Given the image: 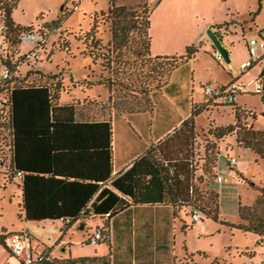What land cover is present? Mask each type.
<instances>
[{
	"label": "trees",
	"instance_id": "16d2710c",
	"mask_svg": "<svg viewBox=\"0 0 264 264\" xmlns=\"http://www.w3.org/2000/svg\"><path fill=\"white\" fill-rule=\"evenodd\" d=\"M18 2L19 0H0V62L3 67L0 76V172L4 175L6 183H17L22 196L21 210L24 219L44 222L58 220L67 226L77 221H87L94 215L112 216L128 205L122 195L129 196L134 203L171 202L176 205L182 193L184 198L179 205L189 207L191 216L197 209L202 215L200 221L206 216L224 222L220 219L219 193L214 190V180L211 179L218 177L213 171L219 157L217 144L227 136L235 134L238 145L251 148L264 160V130H253L239 124L240 108L234 100H230V96L235 95L234 91L229 90V86H222L223 91L218 95L204 94L202 107L199 104L196 108V105L192 116L205 110L204 106L210 100L223 101V105L232 104L235 123L214 126L210 122L208 128H203L201 133H197L194 119L190 117L184 120L172 135L171 139L175 140H172V145H167L168 141L163 142L165 147H176V152L171 149L162 150L161 143L157 145L158 149L155 147L156 149L153 148L137 158L125 172L113 176L112 120H77L75 105L61 103V96L68 89L61 80L53 82L57 74H48L44 81L43 72L38 71L40 76L30 80L29 72L23 76L19 71L20 60L22 62V59H29L31 52L30 49L23 53L19 56L21 59L15 56L19 51L15 45L23 44L21 33L25 30L35 32L39 37V46L42 47L50 33L51 25H55L53 29L59 28L63 21L56 19L44 25L20 26L14 22L12 15ZM152 10L153 7L148 4L134 14L124 6L117 5L115 0H110L107 13L110 30L108 42L111 45L109 52L120 56L132 50L139 59L149 63L154 74L146 77L153 78L155 86L160 88L172 69L193 58L199 51V46L190 44L185 52L179 55L151 56ZM229 24L235 25L237 21L223 22L217 25V29L227 31ZM94 26L89 31L91 40L86 44L98 43L95 40ZM12 50H16L14 54ZM104 55H100L101 59H104ZM108 59L106 58L109 63ZM100 69L109 72L104 67ZM5 72L7 76H4ZM72 77L69 82H73ZM108 83L111 91L109 80ZM150 85L142 87L145 95ZM262 87V91L258 93L263 92L264 84ZM119 113L115 112V117ZM196 137L200 139L197 146H194ZM196 147L199 151L195 153ZM170 164H173L172 170ZM180 164L191 167V170L182 172L184 175L189 172L192 175L200 164L201 176L198 179L202 186L194 184L191 179L189 181L188 176H181L183 179L180 180ZM237 175L239 179L247 182V178L241 173ZM184 180H187V184ZM255 189L260 194L255 199L252 211L256 207L264 208V185ZM244 206L239 205V212L248 222L228 224L264 237V218L253 214L245 216ZM94 231L101 233V239L96 243L89 240L85 243L98 245L108 240L109 234L104 226H97ZM7 235L5 231L0 232V246L5 248ZM8 251L12 254L9 249ZM201 255L205 254L201 251L186 252L182 261L174 264H201L197 258ZM44 264L120 263H111L109 256H69L53 257Z\"/></svg>",
	"mask_w": 264,
	"mask_h": 264
},
{
	"label": "rangeland",
	"instance_id": "374dc122",
	"mask_svg": "<svg viewBox=\"0 0 264 264\" xmlns=\"http://www.w3.org/2000/svg\"><path fill=\"white\" fill-rule=\"evenodd\" d=\"M155 1L115 0L117 5L124 6L134 14L140 11L144 5L150 4L153 7L151 23L155 51L161 46L167 48L171 46L177 50L169 49L168 53L183 54L187 39L190 44L199 46L197 58L191 64L193 66L192 83L195 101L204 96L201 90L203 83L217 85L228 80L230 74L236 76L239 64L237 66L234 60L239 62L244 57L249 60L254 59L248 51L241 32L226 36L227 39H232L234 42L231 47L228 46L233 52L234 58L230 53L229 63L224 59L215 58L212 54L214 51L212 44L208 41L210 35L206 22L210 19L216 21L225 19L228 8L236 9V13L242 18L249 19L250 13L257 9L258 0H246L245 2L244 0H163L161 7L154 9ZM109 2L110 0H19L13 18L14 22L20 26L44 25L46 22L56 19L63 21L59 28L53 29L55 25H51L47 40L34 58L22 59V62L20 60L19 71L23 76L29 72L30 80H34V77L40 76L37 73L39 71L43 72L42 79L45 81L48 74H57L56 80L53 82L61 80L64 87L66 86V89L70 90L69 78L72 77L73 72L78 77H85L88 73L91 74L92 70L104 67L105 70H109V72H104V79L107 78L111 86L109 103L111 115L112 112H123L125 109L135 111L144 106L146 95L145 91H142V87L150 84L156 85L153 78L146 77L154 73H152L149 63L139 59L132 50L120 56L109 52V48H111L108 42L110 30L107 21ZM212 16L213 18H210ZM241 25L240 22H237L233 26L236 28ZM93 26L96 33L95 40L98 43L86 44L91 40L89 31ZM259 28H264V7L257 15L255 26L251 31H248L247 37L249 39L252 36L259 37ZM135 36L134 34L133 37ZM33 47L32 43L16 44L15 48L19 51L15 56H22ZM101 54H105L104 59H101ZM106 58H109V63ZM262 68H264V59L255 62L246 74L241 75V79L245 84L249 83V80L253 79ZM2 73L3 67L0 62V76ZM248 89L246 93L237 94V103L249 108L239 109L241 116L239 124L246 128H252L249 124L258 117L255 125L257 129L263 128L264 95L256 92L254 83L248 84ZM62 102L70 103V99L65 98ZM202 105L203 102H201V107ZM222 105L223 101L210 100L206 103L204 109L207 110L195 114L198 116V126L201 128L207 126L206 128H208L210 122L215 126V121L227 124L233 119L235 122L232 104ZM198 106L200 105H197L196 108ZM91 108L79 105L78 110L81 114L90 112L89 115H91L93 110ZM193 108L195 109V107ZM99 109L94 108L92 113L99 112ZM208 109L213 110L209 111ZM234 141L233 137L227 136L217 144L219 149L227 150L226 156L229 159H235L230 168L226 163V157L220 156L221 167L219 170L220 174L226 178L233 176L234 181L222 183L216 181L212 184L214 190L219 192L221 220L227 223L215 221L206 216H203L201 221L194 222L191 213L188 212V221L191 227L186 244L190 252L201 251L205 254L197 257L201 264H264V237L228 224L248 222L242 218L239 212L240 204L245 205L243 207L245 216L253 214L256 217L264 218V208L256 207L254 211L251 210L255 199L260 194L255 188L264 185V161L258 153L237 148ZM237 173H241L247 178V182L239 179ZM211 179L215 181V178ZM21 202L22 196L17 183H6L4 175L0 172V232L15 233L23 230L28 233L33 254L47 252L49 249L52 256L66 254L68 251L71 257L78 258L101 255L104 252L101 246L84 243L88 239V232L89 234L93 233L97 224L102 222L101 219L88 220L86 222L87 229L84 223H77L63 234L64 226L61 221L44 222L24 219ZM61 239H65L68 244L60 245ZM65 246H69L66 251L64 250ZM18 263L15 256L13 257L3 246H0V264Z\"/></svg>",
	"mask_w": 264,
	"mask_h": 264
},
{
	"label": "crops",
	"instance_id": "0c3cea01",
	"mask_svg": "<svg viewBox=\"0 0 264 264\" xmlns=\"http://www.w3.org/2000/svg\"><path fill=\"white\" fill-rule=\"evenodd\" d=\"M150 1V0H148ZM243 1V0H242ZM246 0H244L245 2ZM163 0H156L154 9L161 7ZM264 0H258V6L255 11L250 13L249 19L242 18L236 9L228 8L226 13V18L216 21L210 19L206 22V27L213 28L215 32H220L223 35V38L226 40L228 46H232L234 42L232 39H227L226 36H231L237 32H241L242 37L245 38L246 46L248 48V31H251L256 22L257 15L263 10ZM14 17V12H13ZM210 18H213L210 17ZM240 22L242 25L239 27H234L232 24L228 25L227 31L218 30L217 25L222 24L223 22ZM152 22V21H151ZM153 25L151 23L150 34H151V46L150 54L153 57L156 56H167L166 54H177V53H168V50H177L173 47L161 46L157 51L154 48V36L152 34ZM264 28H259V37H250L257 38L260 41H264ZM184 38V37H183ZM210 43L212 44L211 40ZM190 45L188 39L185 41V48ZM213 47V44H212ZM229 53L232 58L233 52ZM214 52L216 49L213 47ZM249 51V49H248ZM173 52V51H171ZM175 52V51H174ZM188 61L180 63L178 66L172 69L169 76L167 77L165 83L157 88L156 86L150 85L149 91L146 93L145 105L137 108L135 111L125 109V111H120V113L115 117V112H112L109 107L110 103V88L108 79H104V72L101 69H94L91 71V74L88 73L85 77H78L75 72H73V82H70L71 89L67 90L61 96V103L64 104V99L69 98L70 104L75 105V118L79 121H104L112 120L114 127V170L113 176H117L129 169L134 161L140 156L144 155L146 152L153 148H157V145L161 144V149L173 150L176 152V147L173 146H163V142L168 143L167 145H172L171 137L177 129H179L184 120L193 117L195 130L197 133H201V129L206 128L198 126L196 115L192 116L194 110L193 107L201 104L203 101L199 99L194 100V88H193V66H191L192 61L197 58V54ZM156 54V55H154ZM163 54V55H161ZM179 55V54H177ZM264 59V51L259 50V54L253 60L251 66L247 67L246 70L242 71L241 67L249 59L244 57L239 62L234 60V63L239 67V70H236V76L230 74L228 80L220 82L216 86H234L235 93V104L240 109H249L246 106H242L237 103V94L246 93L248 89V84L254 83L257 88L259 85L264 84V68L259 70V73L249 80V83L241 79L242 74H246L247 70L252 68L255 62ZM238 71V72H237ZM263 76V78H261ZM101 82V83H100ZM208 84L203 83L201 85V90L203 91V86ZM204 93V92H203ZM258 93V92H257ZM264 95V90L262 93ZM79 105L85 107H92L91 110L94 111V108H100L99 112L95 114L90 112L83 113L79 112ZM207 110V109H205ZM212 111L213 109H208ZM203 111V110H202ZM200 111V112H202ZM233 111L235 117V111ZM255 111V110H254ZM258 118V117H257ZM257 118L253 119V123L249 124L253 130L263 131V128L256 127ZM235 123L234 119L232 122ZM216 125H222L215 121ZM253 124V125H252ZM235 139L234 143L236 147L242 150H252L249 147L244 145H238L236 143V136L232 135ZM200 137H196L194 146H197ZM175 141V140H173ZM155 148V149H156ZM158 149V148H157ZM199 148H195L194 152L196 153ZM226 149L218 150V161L217 166L213 169L216 175H221L220 170V156H225L227 161L226 163L231 168L232 164L230 163L229 157H227ZM167 153V152H166ZM257 153V152H255ZM259 154V153H258ZM260 155V154H259ZM261 156V155H260ZM263 159V158H262ZM264 161V160H263ZM171 165V170L173 164ZM181 170L180 180L184 176H188L189 181L194 184L201 185L199 182V176H201V166L200 164L196 167V172L191 175L182 173L186 170H191V167L184 166L182 164L178 165ZM182 176V177H181ZM223 176V175H222ZM228 181H234V177L230 176L227 178ZM187 184V180H184ZM220 182L218 179H215L214 182ZM213 182V183H214ZM114 189V188H113ZM118 192L116 189H114ZM215 191H217L215 189ZM21 194V191L19 189ZM218 192V191H217ZM119 193V192H118ZM219 193V192H218ZM182 193L179 197L176 205L171 202L166 203H134L133 200L127 196L122 195V198L127 201L126 208L117 211L112 216L108 214L104 215H94L90 219L96 220L99 218L102 220L97 226H104L109 234L108 240L106 242H101L98 246L103 247L104 252L101 255L94 256H109L111 263H120V264H174L176 262L182 261L185 257L186 252L191 253L186 244V239L188 232L190 231V223L188 221V212L189 207L180 206L179 203L182 201ZM88 219V220H90ZM221 219V217H220ZM87 220V221H88ZM87 221H77L75 223L64 226L62 233L65 234L67 229H72L77 223H84L85 227L87 226ZM51 222V221H45ZM96 226V227H97ZM95 227V228H96ZM87 228V227H86ZM6 232V231H5ZM26 233L25 231H19L15 233ZM15 233H8L15 234ZM255 233V232H253ZM257 234V233H255ZM259 235V234H257ZM29 236V235H28ZM86 242V241H85ZM84 242V243H85ZM59 244H68L65 239H61ZM4 247V246H3ZM32 247V246H31ZM66 247V248H65ZM64 250L66 251L69 246H65ZM105 248V249H104ZM6 251L7 248L4 247ZM50 253L49 249H47ZM9 252V251H8ZM10 253V252H9ZM37 253V252H36ZM97 254V253H96ZM10 255H12L10 253ZM13 256V255H12ZM70 252L66 251V254L57 255L54 254L53 257H69ZM14 257V256H13ZM18 260V259H17ZM19 261V260H18ZM19 264V263H18Z\"/></svg>",
	"mask_w": 264,
	"mask_h": 264
},
{
	"label": "built area",
	"instance_id": "2783aa9c",
	"mask_svg": "<svg viewBox=\"0 0 264 264\" xmlns=\"http://www.w3.org/2000/svg\"><path fill=\"white\" fill-rule=\"evenodd\" d=\"M22 43H32L34 47L30 50L29 58H34L36 54L40 51L39 46V37L38 35L30 30H25L21 33L20 36ZM248 49L252 58L258 56L259 50L264 51V41H260L257 38H250L248 40ZM215 58L218 60L223 59L219 51L214 52ZM253 59L248 60L241 67V70H246L247 67L251 66ZM4 76H7V72L4 73ZM262 85H259L257 92L262 91ZM234 86H229V90L234 91ZM223 91L222 86H216L214 84H208L204 87V94L206 95H218ZM235 95L230 96V100H234ZM1 109V108H0ZM1 111V110H0ZM235 159H230V163H234ZM217 179L220 182L228 181V179L222 175H218ZM201 212L197 209L193 211L192 217L194 221H200ZM101 233L99 231H94L88 236V239L91 243H96L101 239ZM6 247L12 252V254L19 260V264H44L46 261H50L53 256L48 252L43 253H32L31 242L29 236L25 233H15L7 235L5 239Z\"/></svg>",
	"mask_w": 264,
	"mask_h": 264
},
{
	"label": "water",
	"instance_id": "95a60500",
	"mask_svg": "<svg viewBox=\"0 0 264 264\" xmlns=\"http://www.w3.org/2000/svg\"><path fill=\"white\" fill-rule=\"evenodd\" d=\"M208 32L213 47L217 51H219L223 59L229 63L230 62L229 49L226 41L223 38V35L220 32H215L213 28H209Z\"/></svg>",
	"mask_w": 264,
	"mask_h": 264
}]
</instances>
